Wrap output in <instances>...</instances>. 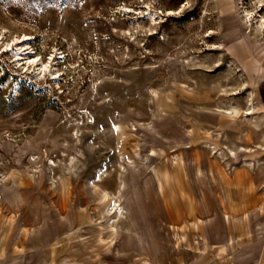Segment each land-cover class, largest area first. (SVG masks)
<instances>
[{
	"label": "rangeland",
	"instance_id": "rangeland-1",
	"mask_svg": "<svg viewBox=\"0 0 264 264\" xmlns=\"http://www.w3.org/2000/svg\"><path fill=\"white\" fill-rule=\"evenodd\" d=\"M259 17L264 0H0V264H264Z\"/></svg>",
	"mask_w": 264,
	"mask_h": 264
},
{
	"label": "bare ground",
	"instance_id": "bare-ground-1",
	"mask_svg": "<svg viewBox=\"0 0 264 264\" xmlns=\"http://www.w3.org/2000/svg\"><path fill=\"white\" fill-rule=\"evenodd\" d=\"M151 17H152V15H151ZM151 23L152 24H155V21H154V19L153 18H151ZM258 23H259V28H261V27H264V26H262V25H264V17H259V21H258ZM249 29V28H248ZM262 29V28H261ZM249 31V30H248ZM255 32V31H254ZM257 32L260 34V30H257ZM257 32L255 33V35L257 36L258 34H257ZM262 34H264V33H262ZM254 35V34H253ZM29 38V37H28ZM28 38H27V36L26 35H24L23 36V41H27L28 40ZM24 44H25V42H24ZM16 56L18 57L19 56V54H16ZM35 61H37V59L36 60H32V62H35ZM32 62H30V63H32ZM27 69H30L31 67H26ZM37 71L38 72H43L44 71V69L46 68V66H44V65H42V64H37ZM248 110H250V109H248ZM226 111V110H225ZM241 113V111L239 110V109H236V108H231L230 109V112L229 113H227V114H229V117L230 118H232V119H234V118H237L238 116H239V114ZM252 112H250V113H246V114H251ZM89 122V121H88ZM90 124H86V128L87 129H93V134H94V137H97L98 136V132H97V129L95 128V126H94V122H89ZM78 134V135H77ZM76 134V136L74 137V141L76 142V143H80L81 142V135H79V133H77ZM98 139V138H97ZM87 145H88V147L90 146V144H89V142L87 143ZM64 155V153H61V156H63ZM65 156V155H64ZM63 156V157H64ZM67 157V159L70 161V160H73L74 159V156H70V155H67L66 156ZM59 161H60V159H59ZM71 162V161H70ZM51 166H53L54 167V162L53 161H51V164H50ZM70 166V165H69ZM101 181V180H100ZM118 201V200H117ZM117 201H115V204L113 205V208L110 210V213H112V214H115L116 213V215H117V213L118 212H122V209H121V207H120V204H117ZM122 214V213H121ZM111 215V214H110ZM122 216V215H121ZM118 219V218H117Z\"/></svg>",
	"mask_w": 264,
	"mask_h": 264
},
{
	"label": "crops",
	"instance_id": "crops-1",
	"mask_svg": "<svg viewBox=\"0 0 264 264\" xmlns=\"http://www.w3.org/2000/svg\"><path fill=\"white\" fill-rule=\"evenodd\" d=\"M230 53L233 57L238 59V61L242 62L241 64L243 65L246 71L248 70L247 68L249 64L253 65L254 62H256L255 59L259 60L257 55L250 57V54L246 53V50L243 46H240V48L237 46H233Z\"/></svg>",
	"mask_w": 264,
	"mask_h": 264
}]
</instances>
